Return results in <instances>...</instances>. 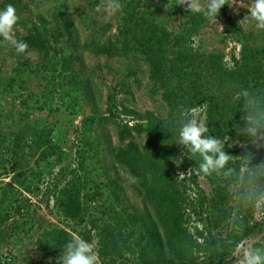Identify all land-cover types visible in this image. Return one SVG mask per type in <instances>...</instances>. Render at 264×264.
<instances>
[{"label":"rangeland","instance_id":"374dc122","mask_svg":"<svg viewBox=\"0 0 264 264\" xmlns=\"http://www.w3.org/2000/svg\"><path fill=\"white\" fill-rule=\"evenodd\" d=\"M127 1L118 0L121 5L119 11L106 17L104 9L112 0H12L19 17L13 30L17 40L24 41L36 28H45L54 37L49 58L29 45L24 52H17L8 40L0 37V193L7 184H14L32 203L28 224L17 232L15 238L7 242L0 240V264H61L59 259L54 260L40 251L38 239L44 231L64 230L71 239L79 236L95 242L98 250L100 228L114 229L133 217L136 225L132 227L138 229L143 215L153 218L151 207L135 189V182L127 169L117 164L112 157L111 146L118 144L117 124L133 126L137 122L144 123L125 117V109L140 114L150 111L163 119L187 118L205 126L210 111L216 114L222 112L227 122L233 118L236 110L241 112L237 102L244 104V98H236L240 91L220 93L210 84L197 88L206 94L205 102L194 101L193 105L181 110H172L163 101V90L151 78L143 54L131 50L110 58L95 55L86 48L85 44L92 40H116ZM180 2L143 0L144 8L174 33L180 32L189 14H192ZM251 2L240 0V4L235 7L224 5L214 25L208 24L205 19L204 26L189 44L190 51L200 56L218 55L230 68L241 57L244 46L264 49V29L257 28L251 19L244 20L250 14L247 4ZM6 6L7 0H0V9ZM228 25H235L241 34L227 33ZM173 60L170 58L169 66L175 63ZM208 87L212 90L208 91ZM195 92L191 90L190 97ZM255 93L254 96L261 101L262 95L257 94V91ZM26 124L45 128L53 142L63 150L60 184H57L55 177L61 168L52 170L48 163L49 168L40 163L39 153H29L24 167L16 175L10 173L7 163L11 156L9 147ZM135 140L145 143L143 136H135ZM250 144L257 150V155L262 156L257 166L264 164V150ZM243 171L245 167L241 174ZM73 174L81 178L84 188L81 194H94L96 197L93 202L84 200L83 208L86 207L88 211L77 219L65 216L57 205L58 194L54 195ZM241 174L206 175L199 171L191 174L189 168L187 174L180 172L176 177L190 199L211 197L213 188L219 184L229 192V208L236 210L244 201L247 202L246 209L250 208L247 213L249 223L254 227L253 234L241 242L224 263L216 264H239L248 246L264 247V198L250 201L246 198L250 185L246 179H242ZM258 181L264 184V177ZM24 188H30L33 194L24 192ZM233 216L225 229L218 228L211 235L225 239L232 229ZM198 220L193 216L191 232L207 234L209 227ZM92 223L99 229L92 228ZM5 234L7 232H1V236ZM27 244L36 247L27 249L21 259V249ZM124 263L137 264L128 260ZM100 264L103 263L100 261ZM107 264H111L110 261Z\"/></svg>","mask_w":264,"mask_h":264},{"label":"trees","instance_id":"16d2710c","mask_svg":"<svg viewBox=\"0 0 264 264\" xmlns=\"http://www.w3.org/2000/svg\"><path fill=\"white\" fill-rule=\"evenodd\" d=\"M13 5L7 0V5ZM224 17V16H223ZM205 18L199 14H189L187 21L180 32L174 33L159 22L144 8L143 0H129L125 3L123 16L118 26L116 40L101 42L92 40L85 44L95 55L110 58L122 53L140 52L145 56L151 78L163 90V101L172 110L182 109L195 102H205L206 94L200 86H215L220 93L233 94V91L247 90L250 94L262 95L264 102V49L244 46L242 55L228 68L223 58L218 55H198L190 51L189 44L197 32L204 26ZM227 33L241 34L235 25L226 26ZM59 34V32L57 31ZM61 35V34H59ZM50 32L43 28H36L25 38L26 45L32 46L49 58L52 48ZM175 62L169 66V60ZM195 77V79H192ZM188 82V84H187ZM207 90L211 91L212 88ZM196 91L190 97V91ZM235 97V96H233ZM236 108V107H235ZM233 118L227 122L222 112L216 114L210 111L207 128L209 135L215 138L228 139L225 143V152L230 157V167L233 175L239 176L245 167H256L262 159L257 150L251 146L250 139L239 132L243 127L242 116L244 104L237 102ZM125 117H132L135 123L117 124V146H111L113 160L123 166L135 182V189L144 197L151 207L153 218L143 215L138 229L134 218H128L121 226L114 229L98 228L92 223V228L99 229L98 244L99 257L103 264L110 261H134L137 264H216L224 263L230 258L247 237L253 234L254 227L249 223L247 202H242L238 209L229 208L230 195L219 184L213 188L211 197L203 196L193 200L183 190L182 183L176 179L180 172L191 174L200 170L199 157L193 159L182 156L183 146L177 144L178 138L174 135L184 118L163 119L146 111L143 114L132 109L123 111ZM218 116V118H217ZM174 133H173V132ZM135 136L144 137L145 143L135 140ZM245 143L244 146L241 144ZM231 144V147H228ZM264 150V147H261ZM11 156L7 160L10 173L17 174L25 165L29 153H39V162L53 170L60 167L57 184L62 182L61 160L63 150L53 142L52 137L43 127L24 125L18 135L11 141L9 147ZM176 159H182L177 165ZM48 163V164H47ZM179 163V162H178ZM48 167V168H49ZM14 175V176H15ZM60 176V177H59ZM211 179V176H209ZM213 181V180H210ZM256 184H260V182ZM24 192L33 194L30 188ZM84 188L81 178L73 174L72 178L54 192L57 195V205L67 218L77 219L88 211L83 208L84 200L93 202L95 195H82ZM196 201V202H194ZM255 205V203H254ZM32 203L18 190L14 184H7L0 193V240L7 242L16 237V234L28 224L31 214L29 208ZM264 209V203H263ZM232 229L225 239H218L211 232L220 228L225 229L230 220ZM204 215H206L204 217ZM193 216L198 218L207 228V234L197 231L193 234L190 223ZM7 234L1 236V232ZM48 236V240L46 237ZM71 240L64 230L42 232L39 242L41 252L51 256L54 260L60 259V254L66 243ZM128 256V258L126 257ZM127 259V260H126ZM7 264H16L8 262ZM29 264V263H23Z\"/></svg>","mask_w":264,"mask_h":264},{"label":"clouds","instance_id":"9594fccd","mask_svg":"<svg viewBox=\"0 0 264 264\" xmlns=\"http://www.w3.org/2000/svg\"><path fill=\"white\" fill-rule=\"evenodd\" d=\"M179 4L186 5L188 12L199 14L207 20L208 24L214 25L220 9L224 5L235 7L240 4V0H181ZM247 5L250 14L244 20L251 19L257 28L264 29V0H252ZM120 7L118 0H112L111 4L104 9L106 17L119 11ZM18 19L13 5L9 4L0 9V37L8 40L17 52L22 53L27 45L24 41L17 40L13 35ZM241 97L244 98V115L241 118L244 123L243 127L238 130L246 135L256 147H264V103H261L257 96L250 94L247 90H241L236 94L237 99ZM207 133L208 128L204 124L185 118L179 125L178 131L174 133L178 137L175 142L186 149L183 153L184 156L191 159L193 156L199 157V167L204 174L230 175L234 171L229 166L231 156L224 150L228 139L215 138ZM231 146L228 144V147ZM244 158L246 159L245 171L241 175L242 179H246L250 185L246 192V198L249 201L253 198H264V184L257 186L253 183L264 177V164L249 168L247 166L249 157L245 156ZM175 163L179 165L182 163V159H176ZM35 247L27 244L21 249L23 255L20 258L24 257L27 249ZM59 257L61 264H100L95 242L79 236H74L66 243ZM239 264H264V247L248 246L239 260Z\"/></svg>","mask_w":264,"mask_h":264}]
</instances>
